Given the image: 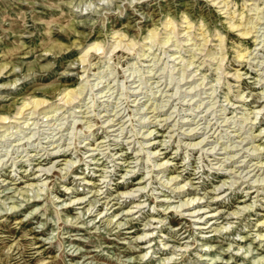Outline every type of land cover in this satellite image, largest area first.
Wrapping results in <instances>:
<instances>
[{
    "label": "rangeland",
    "instance_id": "1",
    "mask_svg": "<svg viewBox=\"0 0 264 264\" xmlns=\"http://www.w3.org/2000/svg\"><path fill=\"white\" fill-rule=\"evenodd\" d=\"M224 1L0 0V264H264V0Z\"/></svg>",
    "mask_w": 264,
    "mask_h": 264
},
{
    "label": "bare ground",
    "instance_id": "2",
    "mask_svg": "<svg viewBox=\"0 0 264 264\" xmlns=\"http://www.w3.org/2000/svg\"><path fill=\"white\" fill-rule=\"evenodd\" d=\"M223 2H224V4H223V6L225 7V6H227V4H228V2H226V1H224L223 0ZM245 2V1H244ZM242 3V2H241ZM232 4V3H231ZM227 7H230V6H227ZM226 8V7H225ZM224 8V9H225ZM234 8V7H233ZM227 12V11H226ZM228 13L230 14V16H231V18H230V21H229V25H228V27H230V28H233V27H239L240 29H242L241 30V32H239V34H243V35H248V33L250 32V28H251V25H249V23H251V19H249V18H244L243 17V14H242V11L240 10V12H238V14H239V17H236L235 18V20H233L234 18H233V14H234V10L232 9H230L229 11H228ZM184 14V13H183ZM227 15V14H226ZM181 17H186V16H181ZM226 17H228V16H226ZM187 18V17H186ZM185 18V19H186ZM180 20H181V18H180ZM201 21V20H200ZM228 22V21H227ZM191 23V19H188L187 20V24L185 25V28H188V27H192V25L190 24ZM160 24H161V26H162V28H164V29H167L169 32H168V34L167 35H165V37L163 38V39H160V40H158V44L160 43H166V42H168L169 40H170V33H173L174 31H175V26H176V20L175 19H172V18H167V17H164L163 18V20L160 22ZM197 24V23H196ZM191 25V26H190ZM201 25V24H200ZM200 25H198L197 27V29H201L200 28ZM201 27H202V25H201ZM204 27V26H203ZM238 28V29H239ZM156 29L157 28H151L150 30H149V32H148V34H146L145 35V37L146 38H149V39H151V42L153 41V40H155V37H156V34H157V31H156ZM215 29V28H214ZM177 30V29H176ZM217 32V31H216ZM124 34V35H122V34ZM160 33V32H159ZM218 33V32H217ZM215 34V33H214ZM219 34V33H218ZM217 34V35H218ZM236 34H238V32L236 33ZM126 35V33L125 32H120L119 33V36L120 37H118V39L117 40H115L113 43H110L108 46H107V48L109 49V48H112V49H114L115 47H117V46H120V44L122 43V42H120L124 37L123 36H125ZM188 35H190V34H188ZM201 35H203V31H201ZM206 35V34H205ZM127 36V35H126ZM224 36V35H223ZM223 36H218L217 38L219 39V44H221V42L223 41ZM144 37V38H145ZM206 36H202V39L201 40H203L204 42L207 40L206 38H205ZM132 39V38H131ZM217 39V40H218ZM88 42V41H87ZM74 43V42H73ZM136 42L135 41H133V40H130V42H129V44L132 46V45H134ZM204 44V43H203ZM84 45V44H83ZM218 45V44H217ZM87 49H86V52H88L87 50H90V49H92V50H102L103 49V47L101 46V43H100V41H97V40H93V41H90L88 44H87ZM128 46V45H127ZM151 46H152V44L149 46V48H151ZM219 46V45H218ZM225 48V47H224ZM231 48V47H230ZM233 48V47H232ZM234 49V48H233ZM232 49V50H233ZM245 49V48H244ZM246 49H248V48H246ZM245 49V51L244 52H241V51H239V52H237V50H236V58H241V57H243V56H247V50ZM217 50V49H216ZM84 53H85V51H84ZM215 53V52H214ZM217 53V52H216ZM221 53V52H220ZM144 53H142V55H143ZM212 54V53H211ZM83 55H85V54H83ZM223 55V54H222ZM221 54L217 57V61L216 62H218L219 63V66H220V63L222 62V60L224 59V57H225V54H224V56H222ZM84 57V56H83ZM212 57V56H211ZM242 59V58H241ZM79 60H84V58H79ZM190 62H191V60H190ZM218 66V67H219ZM1 70H3V69H1ZM239 71H237V73H238ZM236 73V74H237ZM236 77L237 76H239V74H237V75H235ZM234 76V77H235ZM79 93H80V89H78L77 87L76 88H69V89H64V90H60V91H56V93L55 94H58V95H62V97L60 98L61 100L63 99V103H70L73 99H74V97H77L78 95H79ZM169 96V95H168ZM42 96H40V97H36V96H33L32 98H30L29 100H27V99H25V100H23L20 104H19V106L16 108V110H15V114H20V113H22V109H24V108H26V107H28V108H32V110L34 111L40 104H42L43 102H45V100H46V98H44V97H42ZM59 97V96H58ZM47 111L48 110H50L51 109V111H52V105H49L47 108ZM261 110V109H260ZM32 112V111H31ZM257 112H259V110L257 111ZM169 116V115H168ZM256 117V116H255ZM7 118V116H6V114L4 115H0V120H2V122H3V120L4 119H6ZM166 118V117H165ZM164 118V119H165ZM159 119H161V118H159ZM163 119V118H162ZM161 119V120H162ZM168 119V118H167ZM256 119V118H255ZM109 120V119H108ZM166 120V119H165ZM163 121V120H162ZM254 121V120H253ZM252 121V122H253ZM1 122V121H0ZM251 122V123H252ZM199 128V127H198ZM194 129V128H193ZM261 133V132H260ZM152 134V133H151ZM150 135V134H149ZM258 135V134H257ZM255 137V136H254ZM251 138V137H250ZM129 142V141H128ZM197 142H194V144H196ZM151 143H149V145H150ZM148 145V146H149ZM254 148V147H253ZM91 149V148H90ZM261 149V146H260V148H259V150ZM205 152V151H204ZM147 153V152H146ZM151 153V152H150ZM154 154H155V152H154ZM157 154V153H156ZM147 155V154H146ZM32 156V155H31ZM229 156V155H228ZM234 156V155H233ZM227 158V157H226ZM68 160V159H67ZM69 161V160H68ZM67 161V162H68ZM119 162V161H118ZM165 161H161L160 162V164L161 163H164ZM169 164V163H168ZM66 166V165H65ZM160 166V165H159ZM162 166V165H161ZM238 166V165H237ZM48 168V167H47ZM55 168V167H54ZM40 169V168H39ZM42 169V168H41ZM249 170V169H248ZM251 170H253V169H251ZM132 171V170H131ZM230 171V170H229ZM238 171V170H237ZM39 176V175H38ZM177 175H174V176H171L170 177V179L173 177V178H175ZM5 180V179H4ZM174 181H176V180H174ZM42 183H43V181H42ZM173 183V182H172ZM257 183V182H256ZM33 185V184H32ZM31 185V186H32ZM168 187V186H167ZM31 188V187H30ZM44 188V187H43ZM138 188H142V186H140V187H138ZM177 190V189H176ZM181 192V191H180ZM199 198V197H198ZM197 197H196V199H198ZM192 200L193 199H190L189 201H186V203L188 202V203H190V202H192ZM195 200V199H194ZM73 201V200H72ZM185 203V202H184ZM185 203V204H186ZM201 203V202H200ZM136 205V204H135ZM138 205H140V204H138ZM167 206V205H166ZM251 205H243L242 206V209H248L249 207H250ZM184 207V206H183ZM67 209V208H66ZM129 210V209H128ZM236 212V211H235ZM235 212H233V213H235ZM211 214V213H210ZM213 214V213H212ZM209 215V214H208ZM261 223H263L264 224V219L263 220H261ZM258 224V223H257ZM146 235V234H145ZM260 235H263V234H258L257 236H260ZM144 237V236H143ZM262 238V237H261ZM249 250V249H248ZM249 252V251H248ZM173 256V255H172ZM55 259V258H54ZM261 261V260H260Z\"/></svg>",
    "mask_w": 264,
    "mask_h": 264
}]
</instances>
